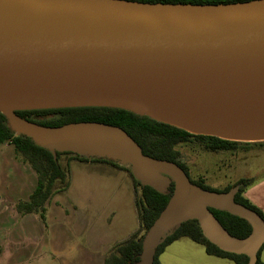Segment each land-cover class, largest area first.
<instances>
[{
	"label": "water",
	"instance_id": "obj_1",
	"mask_svg": "<svg viewBox=\"0 0 264 264\" xmlns=\"http://www.w3.org/2000/svg\"><path fill=\"white\" fill-rule=\"evenodd\" d=\"M73 107L119 108L195 135L264 141V0H0V112L15 134L47 148L81 142L173 182L170 200L145 234L139 264H152L172 223L189 219L219 249L254 264L264 225L232 194L192 188L177 165L143 155L107 126L50 128L14 114ZM207 207L245 219L251 235L231 237Z\"/></svg>",
	"mask_w": 264,
	"mask_h": 264
},
{
	"label": "trees",
	"instance_id": "obj_2",
	"mask_svg": "<svg viewBox=\"0 0 264 264\" xmlns=\"http://www.w3.org/2000/svg\"><path fill=\"white\" fill-rule=\"evenodd\" d=\"M149 4H180V5H228L245 3L255 0H126ZM19 118L43 127H61L73 123H95L115 129L123 134L129 143L143 155L158 160H165L177 165L187 177L192 188L215 194H228L231 191L233 202L253 213L264 225V215L245 197V190L254 183L252 178H240L234 184L217 190L206 185L203 179L194 180L190 177L187 166L181 161L177 146L195 141L212 153L236 151L239 146H264V141L240 142L221 139L214 136L191 134L183 129L169 126L152 120L148 116L138 115L113 107H73L57 109H38L14 111ZM10 144L15 159L27 164L37 177V185L26 201H19L14 209L19 215L34 214L46 226V204L56 194L65 192L69 187L68 162L106 163L119 170L128 172L134 194V207L137 218L136 229L127 237L113 245L104 259L103 264H139L145 234L166 207L173 192L170 181L165 191L159 192L149 185H140L126 168L111 160L94 158L87 159L71 151L57 152L45 147L30 137L19 134L11 128L7 118L0 112V147ZM68 156L67 164L60 163V157ZM71 155V156H70ZM224 231L237 240L247 239L252 233L248 221L226 211L207 207ZM187 238L201 245L207 255L227 259L234 264H249L245 254H234L219 249L212 244L200 228L199 221L189 219L179 223L171 232L166 233L156 247L152 264H160L159 256L175 241ZM263 244L255 254L254 264H264L260 259Z\"/></svg>",
	"mask_w": 264,
	"mask_h": 264
},
{
	"label": "crops",
	"instance_id": "obj_3",
	"mask_svg": "<svg viewBox=\"0 0 264 264\" xmlns=\"http://www.w3.org/2000/svg\"><path fill=\"white\" fill-rule=\"evenodd\" d=\"M68 164H73L69 187L46 204L44 226L37 215H19L13 208L28 200L37 177L29 165L15 159L10 144L0 147L2 264H25L29 258H49L50 264H103L109 249L136 229L133 185L126 171L104 163ZM249 178L254 183L244 197L264 215V173ZM260 259L264 263V247Z\"/></svg>",
	"mask_w": 264,
	"mask_h": 264
},
{
	"label": "rangeland",
	"instance_id": "obj_4",
	"mask_svg": "<svg viewBox=\"0 0 264 264\" xmlns=\"http://www.w3.org/2000/svg\"><path fill=\"white\" fill-rule=\"evenodd\" d=\"M117 137L123 134L117 130L113 131ZM232 152L212 153L205 150L202 145L195 141L177 146L180 152L181 161L187 166L190 177L194 180L203 179L205 184L211 188L222 190L226 186L234 184L240 178H249L250 176H259L264 173V146L257 149L242 148ZM49 148L53 151L64 152L71 150L73 154L80 155L87 159L100 157L109 159L130 171L133 178L140 184L146 185L154 183L159 191H165L170 184L171 179L160 172H143L130 164L119 162L95 147L81 142H51ZM96 149V150H95ZM243 149V150H242ZM73 150V151H72ZM71 156V155H70ZM68 156L60 157V163L65 166ZM106 164V163H104ZM69 165V164H68ZM67 165V166H68ZM108 165V164H106ZM73 164L68 166V169ZM128 174V172H126ZM129 175V174H128ZM231 191L226 196L232 194ZM14 208V206H13ZM178 222H173L167 233L171 232ZM9 246L5 249L9 250ZM25 264H50L49 258H29ZM6 262L0 257V264ZM161 264H234L227 259H221L209 256L204 248L187 238H182L169 245L159 257ZM55 264H59L56 262Z\"/></svg>",
	"mask_w": 264,
	"mask_h": 264
},
{
	"label": "bare ground",
	"instance_id": "obj_5",
	"mask_svg": "<svg viewBox=\"0 0 264 264\" xmlns=\"http://www.w3.org/2000/svg\"><path fill=\"white\" fill-rule=\"evenodd\" d=\"M243 141H262V139H246V140H243Z\"/></svg>",
	"mask_w": 264,
	"mask_h": 264
}]
</instances>
